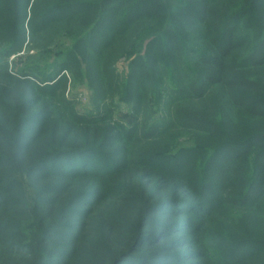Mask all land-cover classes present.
I'll return each instance as SVG.
<instances>
[{
	"label": "trees",
	"instance_id": "16d2710c",
	"mask_svg": "<svg viewBox=\"0 0 264 264\" xmlns=\"http://www.w3.org/2000/svg\"><path fill=\"white\" fill-rule=\"evenodd\" d=\"M172 2L0 0V264H264V0Z\"/></svg>",
	"mask_w": 264,
	"mask_h": 264
},
{
	"label": "rangeland",
	"instance_id": "374dc122",
	"mask_svg": "<svg viewBox=\"0 0 264 264\" xmlns=\"http://www.w3.org/2000/svg\"><path fill=\"white\" fill-rule=\"evenodd\" d=\"M78 1H83L85 3H89V4H96L99 3L100 0H67L68 2H78ZM174 1V0H173ZM172 2V0H171ZM173 3V2H172ZM58 38V49H55L56 45L53 46H49L47 49L51 50L50 53H46L47 49L44 50L43 48H38L37 50L31 52L30 54L34 53L33 57L34 59H30L29 56L25 53V51L23 53L20 54V57L23 58L22 60H19L20 57L16 58V57H12L10 59V61L13 63V71H17V70H23V68L30 64V62L35 61L36 64H38V67L42 70H46L47 68H49L50 66L53 65L54 61L57 58V53L55 52H59L62 50H59V47H61L64 51L68 50L70 48L73 47L74 41L70 38L67 37H57ZM149 39H147V36L142 39V44L143 47L145 49V46L147 44ZM146 42V43H145ZM54 50V51H52ZM144 51V50H143ZM30 59V60H29ZM130 62L131 59L128 58L127 56H123L122 58H120L114 65V70L116 71L117 76L119 77V81L125 84L126 80L128 79V75L130 73ZM84 71V70H83ZM66 76V80H67V90H66V97L68 98V100H72L77 107V110H79L80 112H87V111H91V109L93 108L92 106V96H93V92L91 87H89V85H87L86 79H80L78 80L77 78L74 79L73 75L68 72L65 73ZM102 81V80H101ZM121 97L122 95H117L114 97V104L116 105V114H115V119H121V115L122 114H126L127 112L131 111V106H129L128 104H126L125 102L121 101ZM159 105V106H158ZM150 109L151 111L153 110L154 112H157L158 116L162 115V111L164 108H162V106H160L159 102L157 104H155L154 101H151L150 104ZM156 118V117H155ZM154 120V119H153ZM233 125H229L225 128H223L222 130L219 131L218 137L220 136L219 141H221L219 144H223V142L227 141V140H232V139H241L243 137L242 131L239 129V125L237 123H231ZM236 132V133H235ZM237 136V137H236ZM195 142L196 140H194L193 138H181L180 140H178L177 142V147L178 148H184V147H194L195 146ZM203 150L207 149L212 151L213 149H215L218 145L216 146H212V145H202ZM209 154V152H208ZM208 154H206L205 156H207ZM201 155L203 156V153H201ZM259 223H261L259 221Z\"/></svg>",
	"mask_w": 264,
	"mask_h": 264
}]
</instances>
